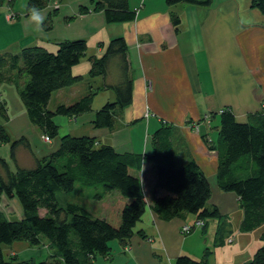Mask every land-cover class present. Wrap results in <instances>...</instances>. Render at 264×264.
I'll list each match as a JSON object with an SVG mask.
<instances>
[{
  "label": "trees",
  "instance_id": "trees-1",
  "mask_svg": "<svg viewBox=\"0 0 264 264\" xmlns=\"http://www.w3.org/2000/svg\"><path fill=\"white\" fill-rule=\"evenodd\" d=\"M16 0H0V6H11ZM93 6L82 4L74 19L88 12H101L106 24L129 23L136 10L129 0H92ZM62 0H26L27 8L39 11L49 9L56 14ZM168 6L177 3L208 6L211 0H165ZM250 7L264 16V0H250ZM10 19L18 17L10 14ZM173 28L178 27L177 14H170ZM86 41L82 37L64 38L54 43L53 50L44 45L21 47L17 53L0 52V85L14 83L25 113L36 126L45 144L58 138L55 149L35 157L34 167L20 168L16 160L17 148L28 147L24 137L12 140L6 127L7 104L0 93V145L9 144V162L0 158V197L17 198L22 218L8 219L0 211V264H94L96 256L107 258L110 242L126 243L144 213L147 199L137 172L150 163L155 182L150 200L151 210L160 220H170L191 214L202 225L219 217L218 209L207 206L211 188L195 160L180 157L176 152L173 135L177 133L170 123H161L151 134V150L147 153L118 152L114 145L99 144L93 135H58L57 116L76 119L92 110L96 90H110L113 97L96 110L90 119L92 126L109 131L116 116L132 103V77L123 36L111 37L101 56L89 55L87 70L88 92L70 103L48 107L49 99L57 89L82 81L73 75L72 67L86 58ZM119 70L117 83H108L110 68ZM103 78L96 90L89 82ZM85 79V78H84ZM257 112L247 113L239 121L229 107L219 111V125L214 142L204 135L202 139L211 151H216V184L223 192H232L242 210L239 230L251 232L264 223V103ZM48 140H44L45 137ZM3 171V172H2ZM136 171V174L134 173ZM160 190L165 193L158 194ZM59 194L63 196L60 197ZM110 194L109 207L100 214V207L90 211L82 203L66 200L71 195L102 200ZM91 203V202H90ZM43 211V214H41ZM195 222V221H194ZM226 221L218 225L224 232ZM264 241V231L259 235ZM26 242L30 247L47 248L48 255L38 261L30 257L20 259L18 254L4 257L3 248L14 242ZM207 248L200 259L178 256L174 264H207ZM243 264H264V244L257 247L252 257Z\"/></svg>",
  "mask_w": 264,
  "mask_h": 264
},
{
  "label": "crops",
  "instance_id": "crops-1",
  "mask_svg": "<svg viewBox=\"0 0 264 264\" xmlns=\"http://www.w3.org/2000/svg\"><path fill=\"white\" fill-rule=\"evenodd\" d=\"M128 5L136 10L134 20L129 23L106 24L98 11L78 16L89 19L88 27L98 23L99 28H104V33L99 32L101 36L93 43L98 44L97 49L90 54L86 52V58L78 64L87 69L89 55L101 56L111 37L123 36L132 77V103L116 116L111 131L106 128L91 130L90 119L98 104L76 119L57 116L59 132L62 125H67L64 131L72 135H93L99 144H112L120 153L142 154L151 150L153 131L161 123H170L177 130L173 135L176 152L180 157L193 158L206 174L211 188L207 206L218 209L219 217L207 220L204 226L192 228L188 233H182L181 229L194 223L195 217L191 214L160 220L149 205L155 176L148 162L137 172L147 204L135 225V234L126 243L111 241L110 254L107 258L96 256L94 264H174L175 259L183 255L200 259L207 248L211 252L207 264H243L264 244L259 238L264 223L251 232L239 230L242 210L238 198L232 192L221 191L216 184L217 153L207 148L202 136L215 141L219 111L223 107H229L239 121H245L247 113L261 108L264 100V16L257 9L249 13V0H211L208 6L186 2L168 6L165 0H129ZM172 13L180 19L175 29L170 18ZM0 20L3 37L0 52L17 53L24 46H46L39 38L28 36L25 23L23 27L18 17L10 19L3 7H0ZM91 33L96 34V31L91 29ZM75 34L64 38H84L82 35H85L80 31ZM59 40L62 39L52 38L45 42L54 47ZM10 47L17 50L12 51ZM77 68L78 72L80 67ZM118 76L119 70L111 67L107 82L117 83ZM103 81L101 77L96 78L89 86L96 90ZM87 83L86 79L81 81L88 89ZM73 85L66 86L71 97L88 92L81 85ZM3 90L7 104L6 88ZM106 91L111 96L110 90H96L98 95L101 92L102 100H111L113 93L111 98H105ZM73 100L67 99L66 103ZM22 107L25 111L23 104ZM7 115L6 122L11 123L8 104ZM206 115L210 117L207 122L202 120ZM191 123L198 125L197 132L189 128ZM160 193L165 192L160 190ZM223 221H226L224 232L219 234L218 225ZM11 250L18 254L19 250ZM47 255L45 251L36 260Z\"/></svg>",
  "mask_w": 264,
  "mask_h": 264
},
{
  "label": "rangeland",
  "instance_id": "rangeland-1",
  "mask_svg": "<svg viewBox=\"0 0 264 264\" xmlns=\"http://www.w3.org/2000/svg\"><path fill=\"white\" fill-rule=\"evenodd\" d=\"M25 2L26 0H16L14 4L9 7L7 5L0 6V7H3L5 10H7L9 18L11 16L10 14L18 15V20L19 22H21L20 24L24 27L23 25V22H24L27 27L26 34L28 36H34L36 38H39L42 44L45 43L46 47H48L50 50H53L54 48L52 46L53 44H48V42H45L47 41V39L51 41H52V38L64 39V37L75 36L76 35L75 32L80 31L83 34H85L82 36H84V40L86 41V45L88 46L87 54L93 53L94 49L95 50L97 49L96 47L98 46V44L94 45L93 43L94 41H97V38L101 36V33H104V28H99L98 23L96 25L92 24L90 27H88L87 21H89V19H83L78 16L75 17L73 20L72 19L66 20L67 16H72L74 13H78L79 12L78 8H80L82 4H86L89 7L93 6L92 0H62L60 7L56 11L57 13L55 15L50 13L49 9L40 10L39 14L43 17V22L40 25H37L36 23L30 21L28 19V15L26 16L24 12L25 5H26ZM254 9L256 8L250 7L249 13L252 12ZM241 12H242V5H241ZM91 17L95 18L94 16H91ZM87 28H89V32L87 31ZM91 29H94L96 31V34L91 33ZM15 40H18V38H15ZM2 41H3V37H2V32L0 30V43ZM10 49L12 51L17 50V48L15 47H10ZM77 67H80L78 72H77V69H78ZM87 69L86 67H82L79 64H76V67H74L72 74L74 75L80 74L83 79L85 78L87 80ZM77 84L79 85V87L81 85L86 88L85 85L81 84V81H78L74 85H77ZM3 87L6 88L5 95H7L6 97L7 104L9 105L10 115H12V119H13L11 123L10 122L6 123V127H8L11 138L13 140L14 138H20L22 136L29 143L28 147L21 146L16 149L17 150L16 160L18 163V167L32 168L34 167V163H35V159H33V156L40 157L43 154H46V152L55 149L58 143V138L53 139L50 144L49 143L45 144L44 142H42L37 127L30 125L28 116L26 115L25 111H23L22 102L19 98V93H17L16 85L14 83H7V82L1 84L0 85L1 94H3V91H4ZM75 92L76 91H74L73 93ZM100 93L99 95L95 94L96 96L93 99L94 102L92 105L95 107L98 104L100 106L102 104H105L107 102L106 100H108V99H106L105 101L102 100L101 98L102 95ZM108 93H109L108 91L104 92L103 96L105 98H111L112 93H111V96H108ZM70 94L71 93L69 92L68 87L61 89V90L56 89L55 93H53V95L49 99L48 107L50 109H53L57 104H60V103L66 104L67 99L68 100L74 99L75 101L77 100L78 97L82 96L81 94L80 96H77V98H74V97H71L72 94L71 95ZM100 106L98 108H94V107L93 108L98 110L100 109ZM15 116L17 118H15ZM209 118L210 117L206 115L203 117L202 120L207 122L209 121ZM189 128L194 129V131L196 132L198 131V125L196 123H191ZM66 129H67V125L66 126L62 125V129L59 132V136L66 134V131H64ZM91 130H94L95 132L96 130H98V128L92 127ZM2 157L9 162V165L11 169L13 170L15 161L12 162V160L10 159L9 144L0 145V158ZM28 157H31V159ZM59 196L62 197L63 195L59 194ZM78 197L79 196L71 195V197L68 196L65 198H67L66 200H70V201L72 200L78 203H82L84 204L85 207H87L90 211H93V212L95 211L96 208L100 207V211H101L100 214H103L102 211H105L109 207V204H110V201L108 200V198H110V194L105 195L102 200H97V201L93 200V202L90 201L91 203L89 201H85L87 200V198L85 197L84 198L82 197V200L78 199ZM0 211L10 220L21 219L23 217L21 205H19L17 198L7 197L6 194H3L0 197ZM41 214H43V211H41ZM10 249L19 250L18 258L20 259H24V258L29 259L30 257H33V260L35 261H38L36 259L40 256V254H44L45 251L48 252L47 249L45 250L43 245H40L38 249L36 247H30L26 242L17 241V242H14L12 245H9V246L6 245V247L3 248L5 258L8 255H10V252H11ZM97 257H100V256H97Z\"/></svg>",
  "mask_w": 264,
  "mask_h": 264
},
{
  "label": "clouds",
  "instance_id": "clouds-1",
  "mask_svg": "<svg viewBox=\"0 0 264 264\" xmlns=\"http://www.w3.org/2000/svg\"><path fill=\"white\" fill-rule=\"evenodd\" d=\"M27 12H28V19L34 23H36L37 25L42 24L43 22V17L39 14V10L35 7H29L27 8Z\"/></svg>",
  "mask_w": 264,
  "mask_h": 264
},
{
  "label": "built area",
  "instance_id": "built-area-1",
  "mask_svg": "<svg viewBox=\"0 0 264 264\" xmlns=\"http://www.w3.org/2000/svg\"><path fill=\"white\" fill-rule=\"evenodd\" d=\"M263 103H264V100H263ZM44 139L46 141L48 140V137L46 136ZM200 225H202V222L200 220H195V222L191 225L190 224L184 225L181 231L182 233H188L191 231L192 228L198 227Z\"/></svg>",
  "mask_w": 264,
  "mask_h": 264
},
{
  "label": "bare ground",
  "instance_id": "bare-ground-1",
  "mask_svg": "<svg viewBox=\"0 0 264 264\" xmlns=\"http://www.w3.org/2000/svg\"><path fill=\"white\" fill-rule=\"evenodd\" d=\"M17 16V15H16ZM69 132H66V134H68Z\"/></svg>",
  "mask_w": 264,
  "mask_h": 264
}]
</instances>
